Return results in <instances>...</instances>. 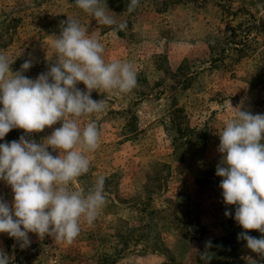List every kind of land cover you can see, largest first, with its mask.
<instances>
[{"label":"rangeland","instance_id":"obj_1","mask_svg":"<svg viewBox=\"0 0 264 264\" xmlns=\"http://www.w3.org/2000/svg\"><path fill=\"white\" fill-rule=\"evenodd\" d=\"M105 3L126 30L113 35L74 0H0V53L14 59L13 73L26 60L32 67L22 74L33 80L50 69L51 43L68 17L104 44L106 62H130L137 72L128 94L93 90L106 111L78 121L95 119L100 132L98 149L85 153L89 172L71 185L88 191L106 177L94 224L82 221L71 245L29 233L31 244L21 249L0 233V250L9 264H205L204 252L207 264H264L237 238L264 234L234 220L216 175L225 122L239 109L264 114V0H139L131 13L130 0ZM60 126L30 138L43 143ZM23 135L12 129L0 143ZM0 199L13 200L4 181Z\"/></svg>","mask_w":264,"mask_h":264},{"label":"clouds","instance_id":"obj_2","mask_svg":"<svg viewBox=\"0 0 264 264\" xmlns=\"http://www.w3.org/2000/svg\"><path fill=\"white\" fill-rule=\"evenodd\" d=\"M74 2L99 24L111 27L113 35L127 29V21L117 23L108 15L105 0ZM138 5L139 0H130L127 11L133 12ZM64 23L51 43L55 63L34 80L22 74L32 67L30 60L13 73L14 59L0 53V140L15 128L25 133L18 141L0 143V181L13 193L11 205L0 199V233L17 241L21 249L31 244L29 233L71 245L81 232L82 221L94 224L106 204V177L98 176L88 191L71 185L89 172L91 161L85 153L98 149L100 132L95 119L83 127L78 121L106 111L103 100L91 98L93 90L128 94L137 86V72L130 62H106L104 44L90 36L87 27L69 17ZM79 82L85 90L76 87ZM57 122L61 126L43 143L30 138L31 133ZM219 138L223 158L216 175L222 177L223 201L235 206L233 218L244 230L264 234V114L239 109L225 122ZM49 148L59 154L53 156ZM224 214L232 215L227 210ZM237 238L264 258V235L256 238L244 231ZM200 258L207 264L211 256L204 252ZM9 261L0 250V264Z\"/></svg>","mask_w":264,"mask_h":264}]
</instances>
